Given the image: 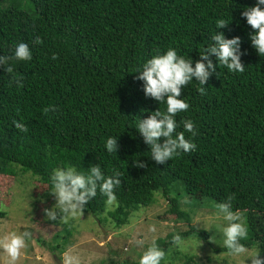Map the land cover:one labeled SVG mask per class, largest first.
Wrapping results in <instances>:
<instances>
[{"label":"trees","instance_id":"obj_1","mask_svg":"<svg viewBox=\"0 0 264 264\" xmlns=\"http://www.w3.org/2000/svg\"><path fill=\"white\" fill-rule=\"evenodd\" d=\"M22 2L24 6L0 0V56L9 58L0 65V174L29 172L45 186L39 194L48 196L49 178L57 167L86 173L89 166L98 165L107 176L118 172L115 206L108 212L117 226L127 224L132 213L150 206L155 194L162 193L174 218L186 221L188 228L155 239L165 253L161 263L178 247H173L174 236L182 240L195 235L214 251L228 252L212 245L208 230L191 224L174 184L193 198L215 204L231 196L233 211L241 213L248 229L242 243L264 255V56L251 46L252 29L240 15L255 0ZM219 19L229 23L216 29ZM216 31L241 38L244 70L229 72L218 66L203 93L195 80L182 87L180 98L188 108L176 114V131H184L182 122L191 120L196 147L157 165L135 125L139 117L166 106L145 97L133 71L168 48L194 63ZM20 41L28 44L31 59H12L14 44ZM209 59L215 64L214 56ZM8 66L12 73L5 71ZM14 119L27 131H19ZM109 136H117V152L106 151ZM133 159L146 166H134ZM39 194L34 196L36 220H42L47 207ZM107 207L98 189L83 211L99 216ZM69 228L66 223L64 234H56L61 246H66ZM185 258L181 264H201L193 255Z\"/></svg>","mask_w":264,"mask_h":264},{"label":"clouds","instance_id":"obj_2","mask_svg":"<svg viewBox=\"0 0 264 264\" xmlns=\"http://www.w3.org/2000/svg\"><path fill=\"white\" fill-rule=\"evenodd\" d=\"M252 31L249 33V41L259 56H264V0H255L251 6H244L240 12ZM229 22L219 19L216 29L224 28ZM37 43L40 37H35ZM212 43L204 50L199 51V59L194 63L192 59H185L178 55L173 48L146 59L139 65L135 72L136 79L142 82L145 97H150L166 107L164 111L158 109L148 112L144 118L137 120L135 129L143 137L144 143L150 149V158L157 165L164 164L180 151L188 152L194 150L196 145L191 137L196 135L193 122L184 120L182 132L176 131L179 126L175 116L179 112L186 111L188 104L180 98L181 89L189 82L195 80L201 86L198 90L203 93L204 85L208 80L210 72L225 67L229 72H242L244 65L241 62V38L239 36L225 37L221 31H216L211 36ZM31 50L28 44L20 41L14 44L12 59L26 61L31 59ZM210 56H214L215 64ZM7 57L0 56V65H5ZM55 59V54H53ZM5 71L12 73L11 66ZM15 79V77H13ZM49 111L48 108L44 109ZM54 111V109H53ZM146 111V110H142ZM14 126L21 132H26L27 127L18 120H13ZM184 132L190 134L185 139ZM104 147L108 153L117 152V136H109ZM136 167L144 168L143 161L133 159ZM120 174L114 172L111 176L105 175L98 165H91L87 172L77 171L75 167H57L50 175L49 195L53 197L54 203L51 207L43 208L47 220L56 222L58 219L67 220L69 216L78 215L87 202L96 196L97 190L106 196L107 203L115 200L113 188L120 184ZM232 197L215 204L216 215L223 223L217 225L222 234L223 246L232 256L242 257L248 264H264V255L259 250H250L242 241L247 240L248 229L239 212L232 209ZM27 232H11L0 238V251L9 258V264H14L22 249L26 247ZM173 243L181 244L179 236L173 237ZM182 250H185L182 248ZM165 256L164 251L158 247L153 240L140 254L138 264H161ZM65 264H79L74 256H67Z\"/></svg>","mask_w":264,"mask_h":264},{"label":"rangeland","instance_id":"obj_3","mask_svg":"<svg viewBox=\"0 0 264 264\" xmlns=\"http://www.w3.org/2000/svg\"><path fill=\"white\" fill-rule=\"evenodd\" d=\"M16 1L24 6L22 0ZM37 180L29 172L8 177L0 174V211L5 213L0 216V238L11 232L29 234L26 247L21 250L14 264H59L55 256L65 264L69 255L76 257L79 264H110L112 260L118 264H138L142 251L157 237L188 228L186 221L174 218L162 193H156L153 204L132 213L129 222L122 226L115 225L108 213L114 208V201L99 216L82 210L74 217L69 216L66 221H49L44 213L42 220H36L39 216L38 207L34 204L35 193H42L45 189ZM173 187L179 189V194H176L179 204L190 212L191 224L208 230L212 245L222 247L223 237L217 225L223 221L216 215L215 203L206 198L200 200L189 196L178 184ZM37 197L47 207L54 203L50 195L39 194ZM66 223L70 225V236L66 246H61V239H56V234L62 233ZM174 246H178L170 249L174 254L161 264H181L186 255L195 256L201 264H248L247 260L244 262L242 257L232 256L229 252L214 251L210 244L195 235L182 239L181 244ZM0 264H9V258L2 251Z\"/></svg>","mask_w":264,"mask_h":264},{"label":"water","instance_id":"obj_4","mask_svg":"<svg viewBox=\"0 0 264 264\" xmlns=\"http://www.w3.org/2000/svg\"><path fill=\"white\" fill-rule=\"evenodd\" d=\"M55 258H56V260H57V262H58L59 264H63V262L60 261V259H58L56 256H55Z\"/></svg>","mask_w":264,"mask_h":264}]
</instances>
